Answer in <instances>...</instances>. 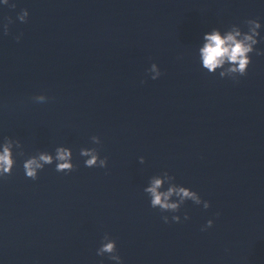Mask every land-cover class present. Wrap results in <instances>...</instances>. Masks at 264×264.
I'll return each mask as SVG.
<instances>
[{"label": "water", "instance_id": "1", "mask_svg": "<svg viewBox=\"0 0 264 264\" xmlns=\"http://www.w3.org/2000/svg\"><path fill=\"white\" fill-rule=\"evenodd\" d=\"M12 2L0 7V140H19L24 155L0 180V264H113L96 254L105 234L124 264H264V56L237 81L196 56L212 28L264 23V3ZM41 94L47 103L34 102ZM59 146L73 150L75 171L25 176V159ZM93 147L107 169L84 166L80 149ZM165 171L212 207L189 201L181 223H164L172 214L143 190Z\"/></svg>", "mask_w": 264, "mask_h": 264}, {"label": "clouds", "instance_id": "2", "mask_svg": "<svg viewBox=\"0 0 264 264\" xmlns=\"http://www.w3.org/2000/svg\"><path fill=\"white\" fill-rule=\"evenodd\" d=\"M264 3V0H260ZM12 0H0V7L16 8ZM30 13L27 9L23 10L18 19L22 23H27ZM13 21L9 20V24ZM246 30L238 24H233L230 28L222 30L212 28L202 34L200 44L196 50V56L200 67L208 74L221 79H231L237 81L240 77L248 75L250 66L253 63V56H264V23L259 19H248ZM4 34H9V25H3ZM17 41L20 37H16ZM151 80H159L163 73L158 64L152 63L147 71ZM34 102L47 103L49 97L46 95H37L33 97ZM91 143L100 145L102 143L99 136L91 137ZM23 144L19 140L11 137H5L0 140V180L6 176H11L16 167L17 153L23 156ZM80 157L83 158L84 166L92 168L107 169L109 160L107 157L102 158L97 148H81ZM140 164H145L143 157L140 158ZM55 166L58 173H71L76 170L74 163V153L70 147H56L54 153L38 152L24 160L23 169L25 176L31 180L39 179V174L47 166ZM144 193L150 201L153 209H159L161 213H170L162 217L164 223L182 222L179 215L182 207L189 201L197 206H202L207 210L212 207L211 202L204 200L200 193L193 189L176 183L175 176L167 171L159 175L152 176L144 188ZM191 217L186 213L183 221L190 220ZM215 226L213 220H208L203 226L202 231H207ZM96 254L99 257H105L113 264H124V260L118 254L117 242L110 235L105 234L101 246L97 249Z\"/></svg>", "mask_w": 264, "mask_h": 264}]
</instances>
